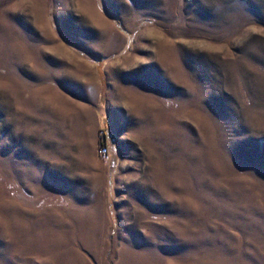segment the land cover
Returning a JSON list of instances; mask_svg holds the SVG:
<instances>
[{
    "label": "rangeland",
    "instance_id": "1",
    "mask_svg": "<svg viewBox=\"0 0 264 264\" xmlns=\"http://www.w3.org/2000/svg\"><path fill=\"white\" fill-rule=\"evenodd\" d=\"M0 264H264V0H0Z\"/></svg>",
    "mask_w": 264,
    "mask_h": 264
},
{
    "label": "trees",
    "instance_id": "2",
    "mask_svg": "<svg viewBox=\"0 0 264 264\" xmlns=\"http://www.w3.org/2000/svg\"><path fill=\"white\" fill-rule=\"evenodd\" d=\"M109 138V136H105L104 132H102V138L100 139L99 141V144L102 146V148H105L107 147V139Z\"/></svg>",
    "mask_w": 264,
    "mask_h": 264
},
{
    "label": "crops",
    "instance_id": "3",
    "mask_svg": "<svg viewBox=\"0 0 264 264\" xmlns=\"http://www.w3.org/2000/svg\"><path fill=\"white\" fill-rule=\"evenodd\" d=\"M114 22V21H113ZM115 24V23H114Z\"/></svg>",
    "mask_w": 264,
    "mask_h": 264
}]
</instances>
